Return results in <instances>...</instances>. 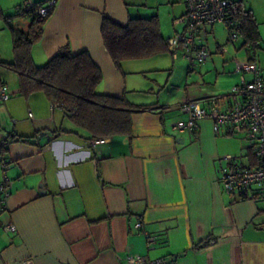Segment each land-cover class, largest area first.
I'll use <instances>...</instances> for the list:
<instances>
[{"label": "crops", "instance_id": "crops-1", "mask_svg": "<svg viewBox=\"0 0 264 264\" xmlns=\"http://www.w3.org/2000/svg\"><path fill=\"white\" fill-rule=\"evenodd\" d=\"M25 1L0 0V6L6 12ZM231 1L258 22L264 76L257 13L246 0ZM178 2L57 0L43 37L32 45L37 66L66 45L75 54L88 51L103 72L100 92L151 106L132 114L130 135L99 138L103 143L77 129L44 91L27 92L8 65L16 59L14 51L0 45V88L5 84L10 93L8 100L0 98V182L6 175L12 183L0 219L17 228H0V264H127L129 254L162 258L163 264H264V198L227 193L220 183L228 154L235 162L257 165L250 143L229 128L215 131L210 119L197 132L173 129L186 117L179 110L184 100L207 105L240 81L242 74L223 71L225 61L219 63L232 53L231 45L209 46L216 27L226 25L207 27L210 56L192 72L170 50L164 64L159 53L125 60L120 69L104 42L105 17L127 25L131 18L158 15L167 40L183 32L185 25L175 20L186 13V2L184 11ZM166 22L172 32L165 35ZM236 41V51L245 50L247 58L245 39L240 35ZM1 159L8 161L6 171ZM147 235L155 240L151 246ZM208 238L211 245L199 246Z\"/></svg>", "mask_w": 264, "mask_h": 264}, {"label": "built area", "instance_id": "built-area-1", "mask_svg": "<svg viewBox=\"0 0 264 264\" xmlns=\"http://www.w3.org/2000/svg\"><path fill=\"white\" fill-rule=\"evenodd\" d=\"M56 0L37 6L32 0H26L19 13L36 11L38 20L46 18L55 6ZM186 13L175 20L185 25L183 32L168 38L169 50L174 58L181 57L189 64V71L203 64L210 56L207 39V27L216 23L225 24L229 30L230 40L236 41L241 35L242 22L235 16L237 8L231 0H185ZM245 48L248 57L236 61V71L242 74L240 81L234 84L228 92L215 96L207 105L195 99H186L179 105V110L186 114L173 124V129L179 133L197 132L201 121L210 119L213 129L219 131L223 127L241 134L250 143L257 158V165H244L235 162L230 154L225 156L228 163L223 166L220 183L230 194H247L255 198H264V76L258 61L259 41L247 42ZM226 49V48H225ZM246 75H250L249 78ZM0 98L8 100V86L0 88ZM32 117L33 114L30 113ZM96 143L105 142L98 139ZM4 171L8 161L1 159ZM12 183L5 175L0 182V214L6 209ZM15 232L12 223H2L0 228ZM136 227L141 231L143 222L138 221ZM148 246L155 243L152 236L147 235ZM127 264H163L162 258L149 260L139 254H129L125 258ZM26 263V262H25ZM28 264V263H26Z\"/></svg>", "mask_w": 264, "mask_h": 264}, {"label": "trees", "instance_id": "trees-1", "mask_svg": "<svg viewBox=\"0 0 264 264\" xmlns=\"http://www.w3.org/2000/svg\"><path fill=\"white\" fill-rule=\"evenodd\" d=\"M36 3L37 6L48 2ZM57 1V0H56ZM239 8V7H238ZM16 14L31 15L26 29H14L13 51L16 59L8 65L21 76L25 90H42L53 104L66 110L69 119L77 129H84L91 139L113 135H130L132 114L147 110L150 105H136L125 96L118 97L102 93L98 87L103 81V72L86 50L73 53L69 45L62 47L46 64L37 66L31 55V47L41 40L44 27L54 12L38 20L36 11ZM239 11V12H238ZM235 16L242 22L241 36L247 42L259 39L258 22L253 14L242 8ZM0 6V19L9 21ZM16 30V31H15ZM105 45L118 68L129 59L148 58L169 51L167 38L162 35L158 15L131 18L127 25H121L105 17L102 25ZM208 238L199 246H209Z\"/></svg>", "mask_w": 264, "mask_h": 264}, {"label": "rangeland", "instance_id": "rangeland-1", "mask_svg": "<svg viewBox=\"0 0 264 264\" xmlns=\"http://www.w3.org/2000/svg\"><path fill=\"white\" fill-rule=\"evenodd\" d=\"M130 1L131 2L138 1L140 3V1H142V0H130ZM184 2H185V0H179V2H178L183 11L185 9V5H184L185 3ZM246 3L248 6H252L254 8V10L257 13V17L259 18L260 30L263 34V39L261 41L262 42L261 52H264V0H246ZM149 5L151 8V4H149ZM22 6H24V2L19 6H15L14 8H12V10L8 9V10H6V12L3 10L4 13H6V15L9 16L8 22L6 20L0 19V45H2V47H4L6 50L7 49L10 50V52H11V50L13 51V32H14V29L19 30V27L20 28L23 27L24 29H26V27H28L27 25L31 22V19H32L31 15H30V17H27L26 15L15 14V12L17 11L16 9H18ZM155 8H157V6ZM163 10H165L164 7H163ZM160 24H161V22H160ZM170 24H168L166 22L165 30H164L165 35L172 32V25H170ZM225 28L226 27H224V26L216 27L217 34L215 37L210 36L209 46L216 45L218 43L220 45V48L223 49L224 46H226L228 44L231 45L232 53L225 54V55H223V57L222 56L219 57V63H221V60L223 59L225 61V63H222V64H226V68L223 71H226L228 73H233L234 69L236 70V66H237L236 61L240 60L239 58L246 59V57H245L246 52H245V50L244 51L242 50L240 52L236 51L235 43H238V42L230 40L229 32H228V30L226 31ZM165 53L166 54L160 53L157 56V58H161V60H162L161 64L166 63L167 60H171V58L168 56V52H165ZM177 64H182V61H177ZM162 73L165 74L164 76H167L168 71H162ZM12 74H13V76H15V78H18V74L16 72H12Z\"/></svg>", "mask_w": 264, "mask_h": 264}]
</instances>
